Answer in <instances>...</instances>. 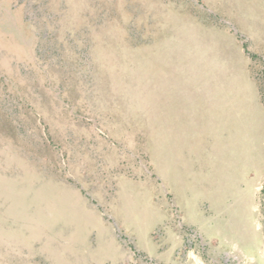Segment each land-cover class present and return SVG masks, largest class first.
Returning a JSON list of instances; mask_svg holds the SVG:
<instances>
[{
    "label": "rangeland",
    "instance_id": "rangeland-1",
    "mask_svg": "<svg viewBox=\"0 0 264 264\" xmlns=\"http://www.w3.org/2000/svg\"><path fill=\"white\" fill-rule=\"evenodd\" d=\"M0 264H264V0H0Z\"/></svg>",
    "mask_w": 264,
    "mask_h": 264
}]
</instances>
